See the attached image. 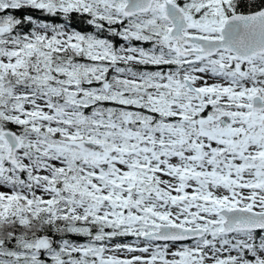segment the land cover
Returning <instances> with one entry per match:
<instances>
[{
    "label": "snow or ice",
    "instance_id": "6c2138e0",
    "mask_svg": "<svg viewBox=\"0 0 264 264\" xmlns=\"http://www.w3.org/2000/svg\"><path fill=\"white\" fill-rule=\"evenodd\" d=\"M0 264H264V0H0Z\"/></svg>",
    "mask_w": 264,
    "mask_h": 264
},
{
    "label": "trees",
    "instance_id": "16d2710c",
    "mask_svg": "<svg viewBox=\"0 0 264 264\" xmlns=\"http://www.w3.org/2000/svg\"><path fill=\"white\" fill-rule=\"evenodd\" d=\"M19 15V13H17ZM73 26L80 31H86V32H93L94 28L91 26H87L82 20L79 19H74L73 21ZM119 41V38L115 40L117 43ZM133 237H127L125 240L132 239Z\"/></svg>",
    "mask_w": 264,
    "mask_h": 264
},
{
    "label": "rangeland",
    "instance_id": "374dc122",
    "mask_svg": "<svg viewBox=\"0 0 264 264\" xmlns=\"http://www.w3.org/2000/svg\"><path fill=\"white\" fill-rule=\"evenodd\" d=\"M124 43H128V42H125V41H123V40H121V39H119V41L117 42L118 45H119V44H124ZM133 43H135V44H137V45L145 46V47L150 46V45H148V44L145 43V42H133ZM133 240H134V238L129 239V240L124 241V242H132ZM188 243H190V242H188Z\"/></svg>",
    "mask_w": 264,
    "mask_h": 264
}]
</instances>
